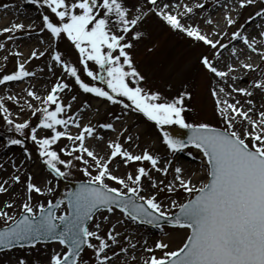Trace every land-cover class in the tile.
<instances>
[{
	"label": "snow or ice",
	"instance_id": "6c2138e0",
	"mask_svg": "<svg viewBox=\"0 0 264 264\" xmlns=\"http://www.w3.org/2000/svg\"><path fill=\"white\" fill-rule=\"evenodd\" d=\"M217 2L225 8L226 25L235 29L230 33L227 27L220 30L218 26L209 32L195 22L192 14L203 10L204 0H30L40 10L39 25L21 21L0 28V33H10L6 37L9 41L17 34L31 37L35 31L40 43L48 45L43 50L33 49L26 59L19 48L12 51L10 54L17 57L14 70L0 72V85L35 76L26 66L33 59L47 57L46 63L38 66L41 72H53L55 67L63 72L44 95L35 85L28 87L23 107L14 110L0 97V119L10 134L4 145L20 146L25 159L31 160L32 151L26 146L31 140L47 173L38 183L26 170L24 160L11 162V186H22V202L17 205L9 198L0 206L4 221L0 252L58 243L61 250L52 249L46 264H133L137 260L133 250L142 246L137 230L144 225L161 231L170 226L187 230L180 246L172 248L159 238L144 247L149 255L141 258L142 264H264V102L257 104L254 99L257 91L264 94V47L259 46L264 39L257 40L247 32L248 22L264 17V6L257 0ZM253 5L258 10L241 23L242 10ZM11 6L0 4L4 9ZM151 17L208 49L199 61L215 84L210 92L220 124L187 120L186 99L191 98V91L185 89L167 98L142 84L145 76L130 49L134 39L142 38L141 26ZM207 22L214 23L210 16ZM257 27L264 29V21ZM257 35L264 37V31ZM228 36L256 53L260 63H251L249 57L221 67L222 50L230 48L233 55L241 52L231 42H224ZM64 37L78 52L75 61L53 46L52 42ZM0 48L5 45L0 44ZM237 69L259 75H253L250 87H238L236 81L242 73L238 75ZM79 93L85 98L74 110ZM238 95L246 101L242 103ZM90 99L106 105L107 119L101 118L97 109L98 122H84V112L92 108ZM7 100L19 104L21 97L9 95ZM117 105L122 106V112L127 109L129 115L139 113L154 122L173 157L189 146L198 150L205 179L194 180L183 165L173 167L172 159L155 151L130 150L125 142L131 143L133 137L127 134L122 116L112 110ZM25 108L35 122L13 118L14 112L22 117ZM172 125L186 129L187 135H174L168 128ZM105 132L116 133L114 139L106 140V150L88 145L89 139L104 141ZM62 140L66 142L61 145ZM153 170L164 179L154 176ZM61 181L75 183L64 184L60 192ZM9 191V181L4 179L0 193ZM14 205L19 211L10 213L8 209ZM62 207L63 211H58ZM85 249L92 252L88 261ZM15 264L29 262L19 256Z\"/></svg>",
	"mask_w": 264,
	"mask_h": 264
},
{
	"label": "rangeland",
	"instance_id": "374dc122",
	"mask_svg": "<svg viewBox=\"0 0 264 264\" xmlns=\"http://www.w3.org/2000/svg\"><path fill=\"white\" fill-rule=\"evenodd\" d=\"M259 1V0H258ZM188 2V0H185ZM1 4H9L12 5L7 9H17L18 12L26 13V11L34 12L35 13V23L37 25L40 24V16L38 12L40 11L38 6H34L30 3V0H2ZM4 9V8H1ZM25 11V12H24ZM252 12V8L248 7L242 10L241 16L239 18L240 22L242 23L244 18H246ZM217 17L215 20V24L213 27L208 28L206 26H201L202 29L206 31H212L213 28L219 27L220 30H224L227 27V31L230 33L231 31L235 30L232 26L226 25L225 20V11L224 12H216L214 13ZM232 15L235 16V12H232ZM238 26V25H237ZM249 26V23H248ZM6 27L5 25H1L0 28ZM143 30V36L139 40H133V47L130 49L133 53L134 62L141 72L142 75L145 76V81L142 84L153 91H160L162 96L169 98L170 91H172V87L174 84L179 82L180 76L187 72L189 74L187 80V90L192 92V96L190 99H186V104L188 105L185 115L189 122H199V121H212L213 123L220 124L219 117L214 113V98L211 95L210 88L211 84V74L207 73L203 68L202 64L199 61V56L202 52L208 51V49L203 44H195L190 41L187 37H185L181 32L173 31L169 29L166 25H164L161 21H159L155 17L149 18L143 25L141 26ZM35 32V31H34ZM7 37V33H0V44H2ZM44 38L47 39V34H44ZM129 39H133L132 36L128 37ZM229 38V36L227 37ZM225 39V41L227 40ZM224 41V42H225ZM53 46H58V48L66 53H68L69 58L75 61L78 57V52L75 50L74 45L71 41L64 37L58 41L52 42ZM235 47H238L239 44L236 42L234 43ZM47 44H41L39 47L40 50L47 47ZM229 49V48H228ZM250 55V62L251 63H259V59L256 56H253L251 50L247 48ZM8 52V49H5V53ZM9 54V53H8ZM247 54V53H246ZM47 57L41 58L39 60L33 59L28 64L30 71L38 72L39 67H42L46 63ZM243 61V58H239L238 60ZM14 56H8L7 60H5L0 68H4L5 72H11L14 69ZM237 64V61H235ZM93 67H95L93 65ZM54 72V74H53ZM53 72H48L47 70L43 71L42 73H46L50 80L47 84H45L44 90L40 93L44 95L46 90L49 89L50 85L55 82L56 77L63 76V72L60 67H55ZM69 82H71L69 80ZM243 84H240L239 87H242ZM72 94H78L77 92H73ZM258 97L264 96L261 92L257 91L255 93ZM67 95V93H65ZM80 100L74 103L73 109L75 110L77 104H79L84 98V94L79 93ZM21 97V101L19 104L14 103L12 101H8L7 98L5 102L7 103L8 107L12 109H17L19 107H23V101L26 99V95H19ZM126 103L127 100L124 98ZM239 99V98H238ZM33 103H38L35 100L32 101ZM90 103L92 104V108L99 104V116L103 119H107L105 116V107L106 105L101 104L97 99H90ZM95 105V106H94ZM86 110L83 114L84 122L91 121L93 124L97 123V115L90 113L92 110ZM96 109V111H97ZM122 106H115L113 111L118 116H122V122L128 126V135L133 137V141L131 143H126V146L129 147L130 150L134 152H140L143 149L147 148L150 151H155L160 154L165 159H170L172 154L168 152L166 147L163 145L162 140L160 138V134L158 129L155 127V123L149 121L146 117L142 114L133 112L132 114H128V110L124 109L123 112L121 111ZM20 118H27L33 122H35V117L30 114V110L26 109L22 113V117ZM175 126V125H172ZM117 127H120L117 124ZM169 127V126H168ZM72 132H77V129L74 126H70ZM7 125L4 122H0V139H6L8 135L7 132ZM40 134H43V131L40 130ZM105 135H109L108 138H115L116 133L112 132H105ZM96 141L94 139H89L87 143ZM66 141H61V145ZM103 144L101 146L102 152L106 150V139L101 141ZM26 146L32 151V159L26 160L23 154V151L20 146H5L6 153L9 152L10 155L8 157V161L1 165L0 169V183L3 182L4 179L9 181L10 191L7 192L6 195H2L0 199V206L3 205L5 200L9 198L15 199L16 204H20L21 200V190L22 186L20 184H16L12 187L11 176L14 174V169L12 167V161L14 160L16 164H19L21 160H24L25 167L28 172L33 174V178L36 182L40 183L41 177L44 180L46 176V169L42 168L41 161L38 159V153L36 152V146L33 144L31 140L26 142ZM188 152H191L192 155L189 156ZM181 155H186L191 159L188 173L193 175L194 180L199 181L205 179V174L200 169V153L193 147H189L183 153H177ZM113 167H115L113 165ZM136 167V163L133 162L132 168ZM121 172L125 171V167L121 164ZM153 175L157 176L160 179H164L163 175L160 173L155 172L153 170ZM82 177V174H80ZM26 179V175L23 177ZM86 179V177H82ZM172 173L170 172L168 175V180H171ZM41 181V182H42ZM55 184V181L53 182ZM184 194L181 193V198H183ZM37 197L34 194V200ZM38 199L44 200V197H39ZM46 202V201H45ZM11 212H18L19 208L15 205L8 209ZM63 211V207L58 210ZM4 223L3 219L0 218V226ZM177 229L178 231H184V235L181 237L180 242L177 243L175 246H171L172 248L180 246L182 240L185 238L186 229L180 228H172L169 226H165V230L161 231L154 228H148L145 226L140 227L137 230V239H141V235L146 234L150 236L151 242L154 243L155 240L159 238H163L164 240L168 237L166 234L169 230ZM52 249L56 251L61 250V246L58 243H49V244H40L37 247H25V248H14L11 251H4L0 253V264H15V259H12V255L24 256L27 261L29 262V258L32 256H36L40 253H47L51 252ZM157 254L159 252L157 251ZM84 258L86 261L92 256V252L90 249H85ZM149 254L146 252L144 257H147ZM133 264H142V260H139L137 263Z\"/></svg>",
	"mask_w": 264,
	"mask_h": 264
},
{
	"label": "bare ground",
	"instance_id": "6f19581e",
	"mask_svg": "<svg viewBox=\"0 0 264 264\" xmlns=\"http://www.w3.org/2000/svg\"><path fill=\"white\" fill-rule=\"evenodd\" d=\"M1 2H2V0H0V4H1ZM176 2H185V0H176ZM204 3L206 4V6L203 8L202 11H200L199 13H193L192 14L193 19L195 20L196 23H198L200 25V27L206 26L208 28H211L214 26L215 20L217 19L216 15L214 13H216L218 11L224 12L225 8L221 4H218L217 0H204ZM224 3H227V0H224ZM257 4L264 6V0H259V1L257 0ZM246 8H248V7H246ZM250 8H252V12L249 15L253 14L254 11L258 10L256 5H253ZM209 16L211 17V20L214 23H208L207 22V18ZM34 17H35V13L30 12L29 10L26 11V13H22V12H18L17 9H1L0 8V26L1 25L10 26L13 22H21V21L27 25L29 23L35 22ZM246 18H244L243 22L246 21ZM262 21H264V17H262L260 19H256L255 23L248 22L249 26L247 27V32L250 33L252 36H254L257 40L264 39V37H260L259 35H257L258 32L264 31V29H260L257 27L258 25H260L262 23ZM8 35H10V33H7V36ZM229 42H231V46L235 47V45H234L235 41H231L230 36H229V38H227L225 43L227 44ZM2 44L5 45V48H0V66L5 61V57H8V56H14V59L16 62L17 57L15 55L10 54L12 51H15L16 48H19V50L23 54V58L26 59L30 55V52L33 49L39 48L41 46L40 40L38 39V34L34 31L31 33V37H24V36H20L19 34H17V36L12 41H9L6 38ZM259 46L264 47V44H261ZM238 48L241 49V52H239L237 55H233L231 53L230 48L222 50V55L220 56V59L218 61L219 65L221 67H224L229 63H235V61H237V64H239V61H238L239 58H243V60L248 58L250 53H249V51H247V47L243 43H240ZM5 49H8L7 53H5ZM251 53L253 56H256L259 59V63H260L259 56L252 51H251ZM15 62H14V65H15ZM26 66L28 67V65H26ZM1 67H3V66H1ZM261 70H264V68H262ZM0 72L6 73L4 68H0ZM35 73H36L35 76L30 77V78H25L22 82H19V83L11 82V83L6 84V85H0V97L7 98L9 95H16V96L26 95L25 90L32 85H35L36 90L41 93L44 90L45 84H47L49 82L50 77L46 73H42L41 71H38ZM241 73H242V75H240V78L236 81V84L238 87L240 86V84H243L242 87H245V86L250 87L251 86L250 81L252 80L253 75H256V76L259 75L258 72L249 73V72H247V70L237 69V74L239 75ZM188 77H189V74L187 72H184V74H182L180 76L179 82L177 84L173 85V87H172L173 90L170 91L169 98L174 97L179 92H181V91L185 90V88H187ZM210 84H211V87H215V84L212 82V79L210 81ZM229 90H231V89H229ZM237 98H239L242 103L245 102L247 99V98H245L243 96H239V95L237 96ZM254 99L256 100L257 104L264 102V101H262V98L258 97L256 94L254 96ZM95 105H94L95 107L92 108L90 113L97 115L96 109L99 108V104H95ZM13 118H17L15 116V112L13 114ZM0 122H3V120L0 119ZM108 137H109V135H105L106 140L108 139ZM4 140L5 139H0V169H1V165H3L4 163H6L8 161V157L10 155L9 152L6 153V147L3 143ZM102 144L103 143L101 141H93V142H90L88 145L96 147L97 151L102 152V150H101ZM170 159L173 160V167L176 164H180V165H183L187 170H189V165H190L191 159L189 157H186V155L184 156L181 154H176L174 157L172 155L170 157ZM42 179L43 178L41 177L40 182L42 181ZM6 194L0 193V199L3 200L1 198V196L6 195ZM167 235H168V237L165 239V241L169 242L170 246H175V245H177L178 242H180L179 239H181V237L184 235V231H178L177 229H172V230H169V232H167ZM144 239H147V245H143ZM140 241H141L142 246H137V248L135 250H133L134 255L137 257V260L134 261L135 263H137L139 260H141V258H143L144 255L146 254V252L143 250L144 247L151 246L153 244L151 242L150 236H147L146 234L141 235ZM49 254H50V252L40 253V254H37L36 256H32L31 258H29V264H37V262H39V264H46V258L49 256ZM12 256H13L12 259L16 260L17 256L16 255H12ZM123 258L124 257H122L121 259L123 260Z\"/></svg>",
	"mask_w": 264,
	"mask_h": 264
},
{
	"label": "water",
	"instance_id": "95a60500",
	"mask_svg": "<svg viewBox=\"0 0 264 264\" xmlns=\"http://www.w3.org/2000/svg\"><path fill=\"white\" fill-rule=\"evenodd\" d=\"M169 130L174 134V135H179L181 137H184L187 135V130L181 128L180 126H176V127H172L169 128ZM74 181L69 182V181H61V185H60V192H63V187L64 184H69V186H74ZM147 226V225H146Z\"/></svg>",
	"mask_w": 264,
	"mask_h": 264
}]
</instances>
